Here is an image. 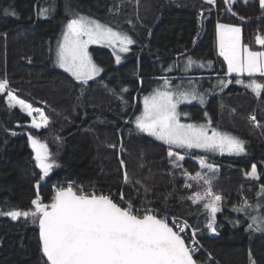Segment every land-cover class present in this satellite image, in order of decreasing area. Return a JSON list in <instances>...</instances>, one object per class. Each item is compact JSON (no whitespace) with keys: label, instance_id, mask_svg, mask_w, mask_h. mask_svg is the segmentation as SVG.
<instances>
[{"label":"trees","instance_id":"trees-1","mask_svg":"<svg viewBox=\"0 0 264 264\" xmlns=\"http://www.w3.org/2000/svg\"><path fill=\"white\" fill-rule=\"evenodd\" d=\"M229 5L220 0L213 4L205 0H0V80L7 79L14 95L42 110L49 121L40 132L27 129L29 119L0 95V210H34L31 202L38 195L43 204H50L53 186L71 183L77 190L123 197L125 206L131 203L140 212L150 209L159 216L185 220L205 251L194 257L197 264L208 261L206 254L216 264H251L250 252L255 264H264V236L246 230L248 216L256 213L246 216L232 210L243 200L264 204L258 196L264 186V92L258 98L245 89L218 90L206 109H181L194 114L197 124L209 123L203 118L207 113L214 129L246 143V156L212 163L218 168L212 190L223 197L215 232L206 226L203 207L189 199L200 190L185 188L181 177L184 173L195 177L199 166L189 159L182 170L173 169L168 150L140 135L132 123L142 98L164 78L181 77L180 67L189 57L203 58L200 64L211 62L214 67L212 72L190 75L197 78L193 80L226 81L225 65L215 51L217 23L241 27L244 45L258 50L256 37L264 35L259 0H235L231 10ZM4 9L15 15H5ZM40 9L50 10L48 20L39 19ZM78 15L135 41L133 54L121 67L115 66L109 52L94 49L93 59L103 74L86 85L53 65L63 27ZM170 65L177 69L172 76L165 75ZM253 115L259 126L250 122ZM29 136L47 145L50 162L57 165L43 180ZM253 165L258 172L254 180L245 175ZM30 219L14 221L0 215V264H46L39 221L32 226Z\"/></svg>","mask_w":264,"mask_h":264},{"label":"snow or ice","instance_id":"snow-or-ice-1","mask_svg":"<svg viewBox=\"0 0 264 264\" xmlns=\"http://www.w3.org/2000/svg\"><path fill=\"white\" fill-rule=\"evenodd\" d=\"M206 2L213 4L214 0ZM259 4L264 11V0H259ZM48 11L40 9L38 15H46ZM4 14L15 15V12L4 9ZM216 29L218 53L227 65L226 75L231 76L235 73V83L251 90L259 98L264 92V83L255 77L264 78V51L252 50L247 45H241L239 27L217 23ZM117 41L118 53H127L129 46L135 43L126 33L114 31L90 17L78 15L70 19L65 26L63 39L58 43L56 50V63L75 80L86 85L102 71L92 62L87 46L90 43L106 42L115 47ZM193 43L195 44V40ZM256 44L264 48V35H257ZM118 53H115L117 63L121 60ZM196 64L197 62L189 57L186 68ZM199 66L203 67V64ZM168 71H171V67ZM243 75L250 79L246 82L240 78ZM231 82L220 80L219 86L222 89ZM191 83L189 81V84ZM2 93H6L10 108L18 104L22 108L27 107L28 115H32L31 105H26L25 101L14 95L7 79L0 80V94ZM192 101H198L203 105L205 97L198 93L194 86L189 90H181V86L177 85L174 90L170 81L164 78L161 89H156L144 97L143 110L132 123L139 133H146L169 146L196 148L208 152L219 151L222 154L227 152L230 155L246 153L244 141L211 128V121L199 125L181 123L178 106ZM34 111L39 113L41 122L38 123L34 117L33 127H46L49 122L47 116L40 109ZM205 115L207 116V113ZM249 119L259 126L254 115ZM29 141L35 153L36 167L41 170L43 180L57 165L54 161L50 162L51 153L46 144L32 136H29ZM173 155L174 153L169 151V157ZM183 159V156H177L172 162L173 168L181 167L179 161ZM200 163L209 171H215L213 166L206 165L203 159ZM184 175L185 188L192 187L188 179H194L197 183L203 180L208 186L203 195L194 193L189 199L194 205H203V210L208 215L206 226L215 232L216 214L221 211L223 197L212 190L214 177H209L207 173H197L195 177H188L187 173ZM245 175L251 179H258L256 166L253 165L251 171ZM128 179L125 173V182H128ZM258 196L264 198V186L261 187ZM31 203L34 210H0V215L8 216L14 221L20 217H32L34 221H39V239L46 264H197L194 259L197 249L188 247L181 235L184 227H187L186 222L184 227H181L174 219L172 221L176 227L174 230L166 218H158L150 209H145V214L141 216L137 214L139 210L134 211L131 203L128 207H123L107 195H88L83 190L77 192L71 183L67 188L56 189L50 204H43L39 195ZM232 210L243 212L246 216L250 212H255V215L248 216L251 223L247 225L246 230L264 232V204L260 202L252 204L248 200H243L239 206L234 205ZM235 223L239 224L240 221L237 220ZM195 242L194 232L192 243ZM249 260L251 264H255L251 252Z\"/></svg>","mask_w":264,"mask_h":264},{"label":"rangeland","instance_id":"rangeland-1","mask_svg":"<svg viewBox=\"0 0 264 264\" xmlns=\"http://www.w3.org/2000/svg\"><path fill=\"white\" fill-rule=\"evenodd\" d=\"M230 2V5H233V3L235 2V0H228ZM206 2V0H205ZM49 10V9H48ZM50 10L47 12L46 15H43V16H39V19L41 21H46L50 18ZM77 17V16H76ZM75 17H71L70 19H73ZM69 19V20H70ZM66 26V25H65ZM65 26L63 27V30H62V33L60 35V38L58 39L56 45H55V49H54V52H53V65H54V68L63 73L64 75L68 76L69 78H71L74 82L78 83V84H82L80 83L79 81L75 80L72 75L68 72H66L63 68H60L57 63H56V50H57V47H58V43L60 41H62L63 39V32L65 30ZM241 29V40H240V43L241 45H244L243 43V37H242V28L239 27ZM115 31V30H114ZM255 44H256V41H255ZM132 48H133V44L129 46V51L127 53H118V49H119V42L117 41L116 44H115V47L112 46V45H109L108 43L106 42H100V43H90L88 46H87V51H88V54L89 56L91 57V60L92 62L97 65L99 68H101L93 59V56H92V51L94 49H99V50H105L107 52L110 53V55L112 56L114 62H115V66L116 67H121L123 66L127 61L128 59L130 58V56L133 54L132 52ZM256 48L258 49V51H264V48H261L259 45L256 44ZM252 50H255V49H252ZM215 51H216V56L217 58H219L225 65V71L227 72V65L223 59L222 56L219 55L218 53V44H217V29L215 30ZM115 53H118L120 56H121V60L119 63H117V60H116V54ZM193 61H196L197 64L192 66L191 68H186V64H187V61L183 63V65L180 67V71H181V77L177 78V79H168L171 83V86L172 88L175 90L176 86L177 85H180L181 86V90H189L191 87H195L197 92L200 93V94H203L204 97H205V103L202 105L200 104L198 101H192L191 103H181L179 106H178V111L181 113L180 115V121L181 123H185V124H197L195 123L193 120L195 117L194 114L192 113H188V115H184V112H182V108L183 107H190V106H196V107H200L201 109H206L208 107V104L210 103V101L216 97V92L219 90L220 93H224V92H227L230 88H236L237 90H240V91H243L244 89L247 90L249 92V94L251 95H254L256 96L255 94H253V92L249 89H246L245 87H243L242 85H238L235 83V81H232L231 83H228L227 84V87H224L221 89V87L219 86V84H214V83H207V82H202L201 79H204V78H198V81H195L193 79H197L195 77H190V75L192 74H196V73H202V72H207V71H213L214 67L211 63H208L206 64L205 66L203 65V67H200V62L203 60V58H199L197 59L196 57H193L191 58ZM171 67V71H168V69ZM102 69V68H101ZM177 72V69H176V66L174 65H170L168 66L167 70H166V74L165 75H174L175 73ZM102 74H103V69L102 71L97 75L95 76L92 80H89L88 83H92V82H97L101 77H102ZM241 79L245 80L246 82L250 79L247 75H243L240 77ZM257 80H264V78H261L259 76L255 77ZM225 79H226V82L227 81H230L231 79H236V74L233 73L231 76H225ZM189 81H191L192 83L189 84ZM87 83V84H88ZM163 84H164V80L159 82V84L155 85V87L153 88L152 92L156 89H161L163 87ZM82 85H85V84H82ZM219 88V89H218ZM151 92V93H152ZM150 93V94H151ZM148 94V95H150ZM0 95H4L6 97V101H7V104H8V100H7V95L6 93H2ZM147 95V96H148ZM17 97V96H16ZM18 98V97H17ZM19 99V98H18ZM143 99L144 97L142 98L141 100V110H140V113L138 115L141 114L142 110H143ZM26 104V103H25ZM28 105V104H26ZM9 106V105H8ZM12 109H17L19 110L24 116H26L28 119H29V125L26 126L27 129L33 131V132H40L41 130H43L44 128H46L45 126H41L40 128H35L33 127V118L35 117L37 122L40 123L41 121L39 120V113L34 111L35 108L32 107L33 111H32V115H28V108L27 107H24L22 108L20 105H16L14 107H11ZM42 111V110H41ZM43 112V111H42ZM137 115V116H138ZM203 118L206 119L207 122L211 121V117L210 115L207 114V116L204 114L203 115ZM135 120V119H134ZM251 122V121H250ZM253 123V122H251ZM208 124V123H206ZM254 124V123H253ZM134 125V123H133ZM199 125V124H197ZM135 127V125H134ZM211 128H213L211 126ZM137 131V130H136ZM138 132V131H137ZM139 133V132H138ZM223 133V132H222ZM140 135L148 138L149 140L161 145V146H164L167 150H168V160L170 162V166L173 168L172 166V162L176 159L177 156H183L184 159L179 161L181 167L179 168H173L175 170H182L183 169V163L187 160H192L194 163H196L199 168H200V172L201 174H204V173H207V175L209 177H216L217 176V170L218 168L217 167H214L213 168L215 169L214 172L212 171H209L207 167H202L201 166V159L204 160L205 164H210L212 165V163H214V159H221V158H241V157H244L246 156L247 153L245 154H242V155H230L228 154L227 152H224L223 154L220 153L219 151L217 152H208V151H204V150H201V149H184V148H178V147H175V146H169L165 143H163V141H160V140H157L155 137H152V136H149L147 135L146 133H139ZM209 134H211V130L209 131ZM232 136V135H231ZM245 148H246V143H245ZM169 151L173 152L174 155L172 157H169ZM185 174V173H184ZM182 174V179L183 181L185 182L186 181V177L185 175ZM190 177V176H188ZM213 178V180H214ZM251 179V178H250ZM212 180V181H213ZM254 180V179H252ZM188 183H190L193 186H195L196 188H198L200 190V194L203 195L205 193V191L207 190V185L204 184L203 180H200L198 183L196 180L194 179H188ZM57 185V184H56ZM60 185H67L68 187V183H63V184H60ZM55 186V185H54ZM53 186V187H54ZM66 187V188H67ZM73 188L75 191L77 192H80L81 190L83 189H75L74 185H73ZM84 193L88 194V195H91V194H95V193H99V194H102L101 192L97 191V190H90V191H85L83 190ZM110 195V194H108ZM203 207L202 204H199ZM125 207V206H124ZM220 213V212H218ZM217 213V214H218ZM216 214V215H217ZM30 222H31V225L32 226H35V224L33 223V218L30 217ZM16 221V220H15ZM37 221V220H35ZM248 223H251V220H249ZM253 232V231H252ZM255 235L257 236H264V232H253ZM212 261H214L210 256H208ZM215 262V261H214Z\"/></svg>","mask_w":264,"mask_h":264},{"label":"built area","instance_id":"built-area-1","mask_svg":"<svg viewBox=\"0 0 264 264\" xmlns=\"http://www.w3.org/2000/svg\"><path fill=\"white\" fill-rule=\"evenodd\" d=\"M60 187H64V188H66L67 187V185H60V184H57V185H55L53 188H52V192L55 194V191H56V189H58V188H60ZM92 195V194H91ZM95 195H107V196H110L112 199H113V201L114 202H116V203H118V204H120L121 206H125L124 205V201H123V199L121 198V197H116V196H114V195H108V194H99V193H95ZM125 207H128V206H125ZM135 211V210H134ZM138 215H144L145 214V212L143 211V212H140V211H138V213H137ZM156 214V213H155ZM157 216H158V218H166L167 219V221L169 222V224H170V226H173V228H174V230H176V227L172 224V221L175 219L176 220V223L179 225V226H181V227H184V225H185V220H183V219H180V218H176V217H168V216H159L158 214H157ZM187 223V227H184V231L181 233V235H182V237L185 239V242H186V245L188 246V247H194V248H196L197 249V251L194 253V257H197V256H199V254H203V253H205V251H204V249H203V247H202V245L199 243V241H198V239H197V237H196V233H195V243H192V238H193V233L195 232L194 230H193V228L188 224V222H186ZM206 256L208 257L209 255L208 254H206ZM209 258V257H208ZM204 264H216L214 261H212L210 258L208 259V261L207 262H205Z\"/></svg>","mask_w":264,"mask_h":264},{"label":"water","instance_id":"water-1","mask_svg":"<svg viewBox=\"0 0 264 264\" xmlns=\"http://www.w3.org/2000/svg\"><path fill=\"white\" fill-rule=\"evenodd\" d=\"M220 1L228 2V0H220ZM38 227H39V224H38ZM39 241H40V239H39ZM40 249H41V243H40ZM41 254H42L43 259L46 261V257L43 256L42 250H41Z\"/></svg>","mask_w":264,"mask_h":264},{"label":"bare ground","instance_id":"bare-ground-1","mask_svg":"<svg viewBox=\"0 0 264 264\" xmlns=\"http://www.w3.org/2000/svg\"><path fill=\"white\" fill-rule=\"evenodd\" d=\"M111 195V194H110Z\"/></svg>","mask_w":264,"mask_h":264}]
</instances>
